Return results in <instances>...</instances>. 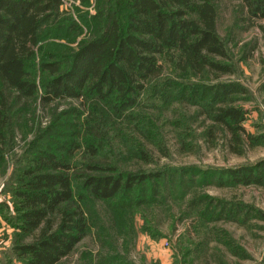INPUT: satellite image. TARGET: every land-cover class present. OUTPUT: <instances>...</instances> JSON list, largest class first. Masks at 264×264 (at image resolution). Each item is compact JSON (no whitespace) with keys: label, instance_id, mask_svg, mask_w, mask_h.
<instances>
[{"label":"trees","instance_id":"obj_1","mask_svg":"<svg viewBox=\"0 0 264 264\" xmlns=\"http://www.w3.org/2000/svg\"><path fill=\"white\" fill-rule=\"evenodd\" d=\"M220 1L98 0L95 13L76 7L73 16L62 0H0V163H13L4 185L8 198L0 201L12 245L0 264H61L98 228L96 203L122 229L125 213L146 224L141 210L168 197L190 196L199 224L264 221L254 206L196 190L204 184L263 186L264 159L217 171L144 168L153 149L168 153L157 142L156 120L175 104L205 116L206 137L224 131L233 153H241L244 140L258 143L244 128L246 111L237 103L247 90L238 82L213 81L234 72L217 31ZM234 1L251 17L264 18V0ZM83 27L87 35L76 41ZM61 100L69 106L59 108ZM37 105L50 108L45 125L29 122ZM187 120L170 121L184 150L191 149ZM17 134L31 136L19 155L12 152ZM134 160L139 164L131 165ZM144 224L141 232L159 236ZM217 240L245 258L229 238ZM98 264L134 263L106 254Z\"/></svg>","mask_w":264,"mask_h":264},{"label":"rangeland","instance_id":"obj_2","mask_svg":"<svg viewBox=\"0 0 264 264\" xmlns=\"http://www.w3.org/2000/svg\"><path fill=\"white\" fill-rule=\"evenodd\" d=\"M98 0L83 4L81 0H72L64 8L76 16V7L88 14L95 13ZM79 35L76 41L87 33ZM217 31L226 40L234 72L214 78L222 81L238 82L247 90L245 97L238 101L246 111L243 123L248 133L258 138V143L243 141L240 154L233 153L228 143L229 137L224 131L215 130L213 136L206 137L210 122L204 115L195 114L193 107L172 105L156 120L161 131V140L168 150L167 154L153 149L152 162L144 168L171 165L174 167H197L214 170L249 164L264 159V18L251 17L239 1L221 0L218 4ZM64 44L67 42L64 40ZM75 46L76 42L70 43ZM39 75V74H38ZM39 76L37 77V79ZM67 101H59V108L69 106ZM73 101L72 104H76ZM50 108L37 105L30 117V124L39 122L45 125L49 121ZM156 113V118L158 117ZM186 117L188 130L187 142L191 149L184 150L177 140L174 126L170 121L181 116ZM155 118V119H156ZM182 128L180 131H183ZM17 134L12 152L22 153L26 142L31 141ZM13 154V153H12ZM0 163V201L8 198L4 185L12 171L13 163L9 158ZM139 164L136 160L130 163ZM136 166V165H135ZM213 172V171H211ZM199 177V176H198ZM199 194H209L222 200L243 202L264 212V185L219 187L204 184L196 189ZM190 197V196H189ZM189 197L172 201L169 197L164 204L146 206L139 215L124 214V229L114 226L109 218L110 210L103 204H93L97 212V224L90 233L65 257L61 264H98L99 256L122 254L134 264H262L264 262V221L250 219L245 224L234 221H217L199 224L196 216L190 213L187 204ZM138 211V210H136ZM140 211V210H139ZM144 226L154 229L159 236H150L140 231ZM100 227L103 230H100ZM132 227V228H131ZM99 230V235H98ZM215 232V233H214ZM218 233V235H216ZM13 230L0 218V260H5V251L12 245ZM229 238L246 253L245 258L231 254L228 248L217 240ZM3 262V261H2Z\"/></svg>","mask_w":264,"mask_h":264},{"label":"built area","instance_id":"obj_3","mask_svg":"<svg viewBox=\"0 0 264 264\" xmlns=\"http://www.w3.org/2000/svg\"><path fill=\"white\" fill-rule=\"evenodd\" d=\"M72 0H62L63 6L65 7L67 4H69ZM69 2V3H68Z\"/></svg>","mask_w":264,"mask_h":264}]
</instances>
